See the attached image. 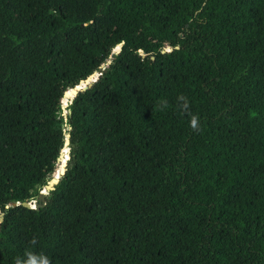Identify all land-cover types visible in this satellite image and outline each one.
Here are the masks:
<instances>
[{"label":"trees","instance_id":"16d2710c","mask_svg":"<svg viewBox=\"0 0 264 264\" xmlns=\"http://www.w3.org/2000/svg\"><path fill=\"white\" fill-rule=\"evenodd\" d=\"M0 211V264H264V0H0Z\"/></svg>","mask_w":264,"mask_h":264},{"label":"water","instance_id":"95a60500","mask_svg":"<svg viewBox=\"0 0 264 264\" xmlns=\"http://www.w3.org/2000/svg\"><path fill=\"white\" fill-rule=\"evenodd\" d=\"M175 48H177V46H175ZM119 47L117 46L114 51L118 50ZM171 50V47H165L162 49V52H167ZM97 76V74L93 73V74H89L85 79H83L78 85H75L71 88H69L68 90L63 92V100L65 101L67 98H70L71 96L75 95L76 92L80 89H83L86 85H88L91 81H94L95 77ZM64 104V103H63ZM66 138L64 139L63 145L66 146L68 145V133L65 134ZM65 156H64V149H62L56 159L57 162V166L58 168L56 169L53 168L51 170L50 173V177L48 178L46 184L44 185V187L42 188L41 191H39L38 193V199L40 201H43L45 194L49 191L52 190L54 188V185L58 182L59 180V175H61L64 172V168H65ZM23 206L25 207H30L33 204V201H23L21 203ZM40 205V203L35 204V207H38ZM2 221V212L0 211V222Z\"/></svg>","mask_w":264,"mask_h":264},{"label":"clouds","instance_id":"9594fccd","mask_svg":"<svg viewBox=\"0 0 264 264\" xmlns=\"http://www.w3.org/2000/svg\"><path fill=\"white\" fill-rule=\"evenodd\" d=\"M63 103V102H62ZM192 126L195 127L196 126V121L193 120L192 121ZM33 243H35V240H33ZM16 264H22V262L20 261V259H17V262ZM25 264H35V261L34 260H31V261H28V262H25ZM43 264H49V261L47 259H45L43 261Z\"/></svg>","mask_w":264,"mask_h":264},{"label":"rangeland","instance_id":"374dc122","mask_svg":"<svg viewBox=\"0 0 264 264\" xmlns=\"http://www.w3.org/2000/svg\"><path fill=\"white\" fill-rule=\"evenodd\" d=\"M58 168V166H56V169Z\"/></svg>","mask_w":264,"mask_h":264}]
</instances>
